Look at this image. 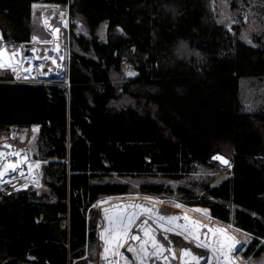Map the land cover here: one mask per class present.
I'll list each match as a JSON object with an SVG mask.
<instances>
[{
    "label": "trees",
    "instance_id": "obj_1",
    "mask_svg": "<svg viewBox=\"0 0 264 264\" xmlns=\"http://www.w3.org/2000/svg\"><path fill=\"white\" fill-rule=\"evenodd\" d=\"M42 1L69 7L68 80L12 82L0 72V139L38 124L37 155L54 198L33 186L0 189V264L29 255L70 264L96 236L98 198L170 192L153 172L194 177L179 197L250 232L247 254H260L264 102L249 108L242 93L264 79V45L243 41L236 23L217 22L210 0H0L3 39L29 41L32 3ZM217 152L230 158V175L196 174L198 166L224 169L211 159Z\"/></svg>",
    "mask_w": 264,
    "mask_h": 264
},
{
    "label": "rangeland",
    "instance_id": "obj_2",
    "mask_svg": "<svg viewBox=\"0 0 264 264\" xmlns=\"http://www.w3.org/2000/svg\"><path fill=\"white\" fill-rule=\"evenodd\" d=\"M213 12L217 22L220 24L230 27L232 24L236 23L239 26V36L240 38L250 45H264V0H210ZM32 20L35 24V31L31 35L38 38H49L50 32L46 29V24L48 20L58 25L62 30V41L64 43V70L61 74L56 76H51L49 78H41L29 74V80L36 82L39 80H57L66 82L67 78V68L69 59V44L67 39V32L69 29V7L67 4H51V5H32ZM47 17V20L44 19ZM66 17L65 21L64 18ZM106 28L107 21H102L96 28L97 36L104 40L106 38ZM30 39V40H31ZM29 40V41H30ZM19 43H14L13 47L18 46ZM0 72L4 75L17 74L15 71L10 69H5L0 66ZM129 65L125 66V74L127 76H133L135 74ZM24 74H28L24 72ZM19 75V74H18ZM243 96L245 98L246 104L249 108H255L262 105L264 102V79L256 80L251 79L246 83L245 88H243ZM246 105V106H247ZM38 133V124H32L28 127H12L9 135H4L0 139V144L6 141L17 145L18 147H23L26 152V162L25 166H22L19 171L10 172L5 176V179L1 181L0 179V189L3 191L10 190L14 187L24 188L25 185L33 186L45 194L46 199H53L54 195L46 186L42 176V164L45 162L37 155L36 149V138ZM230 153L228 149L225 151ZM217 162V161H216ZM218 163V162H217ZM219 164V163H218ZM29 165L34 166L33 173L29 174ZM222 170H211L203 166H198L196 174H214L216 176V182L220 181L224 177L230 175V168L228 166H222L219 164ZM227 167V168H226ZM28 171V172H27ZM194 173V174H195ZM119 179H132L130 175L121 176L119 174L115 175ZM191 177V175H188ZM152 177L155 180H161L164 186L170 190L169 193L161 195V197L153 196L140 191L116 194V195H106L98 198L92 206L99 211V217L97 219L96 226V236L92 240H87L83 245V254L79 258H73L70 260V264H93L94 262H100L101 264H119V259L116 257L118 252L121 250V240L125 236L117 237L118 232H122V227H118L120 218L116 216L114 212L111 213V218H109V224L106 222L107 215L106 211L99 205L101 203L109 202L112 199L125 197L130 194H138L139 196H144L150 201H156L157 205H160L165 209L181 210L182 208H188L192 212L212 218L210 209L203 205H191L183 201L179 196L181 192L178 191V186L187 185L191 186L193 178H164L159 172H153ZM195 181V180H194ZM137 185V182H133ZM196 186V185H195ZM194 189H198L194 187ZM193 206H198L197 208ZM114 215V216H113ZM116 216V217H115ZM224 222V221H222ZM116 223V224H115ZM226 223V222H225ZM234 227H237L231 222H227ZM109 226V227H108ZM62 228H64V222L62 221L58 226H56L58 234H60ZM237 233L240 237L241 244L237 247L236 254L240 257L243 264H264V250L260 254H247L249 244L252 240V234L240 227H237ZM107 229V231H105ZM102 235L104 238H102ZM264 242V239L261 240ZM120 243V244H118ZM107 249V251H105ZM117 250V251H116ZM117 252V253H116ZM103 253V254H102ZM106 253V255H105ZM114 255V256H113ZM111 256V257H109ZM113 256V257H112ZM104 257V258H103ZM106 257V258H105ZM109 259H108V258ZM116 257V258H114ZM29 260L33 257L28 256ZM113 259V260H112ZM29 260H23L17 264H36L30 262ZM105 260V261H104ZM119 260V261H117ZM102 261V262H101ZM125 261V258H124ZM223 262V261H222ZM214 264V263H213ZM223 264V263H221Z\"/></svg>",
    "mask_w": 264,
    "mask_h": 264
},
{
    "label": "bare ground",
    "instance_id": "obj_3",
    "mask_svg": "<svg viewBox=\"0 0 264 264\" xmlns=\"http://www.w3.org/2000/svg\"><path fill=\"white\" fill-rule=\"evenodd\" d=\"M39 4L56 3L44 1L32 3V5ZM44 19L47 20V17ZM65 19L66 17L64 21ZM46 29L50 32L49 38L33 36L30 41L20 43L11 51L16 60L7 64L8 59L0 57V65L18 74L27 72L43 78L61 74L64 70L65 58L62 30L49 20ZM26 160L23 147H18L10 141L1 143V181L10 172L19 171L25 166ZM8 165H15V168H9ZM28 168L29 174H32L34 166L29 165ZM99 205L106 211L107 224L114 211L125 224L130 215L135 217L127 235L121 240V250L116 256L120 260H117L119 264H243L236 254L237 247L241 244L238 228L215 217L208 218L185 207L181 210L165 209L157 205L156 201H150L135 193ZM136 205L141 207H135ZM144 208H150L152 211H143ZM132 237L138 238L132 239ZM185 252L191 255H185ZM106 262L104 264H108L109 261Z\"/></svg>",
    "mask_w": 264,
    "mask_h": 264
},
{
    "label": "water",
    "instance_id": "obj_4",
    "mask_svg": "<svg viewBox=\"0 0 264 264\" xmlns=\"http://www.w3.org/2000/svg\"><path fill=\"white\" fill-rule=\"evenodd\" d=\"M2 39H3V34L1 32V29H0V40H2ZM12 54L7 49V47L5 45H1L0 46V57H6V56L9 57V59L7 60V64H10V63H12L13 61L16 60L15 55L14 54L12 55ZM218 157L222 158V159H218ZM211 159L214 160V161H217L222 166H229L230 165V158L228 156H226L225 154H223V153L217 152V153H215V154H213L211 156ZM224 161H227V163H224ZM17 189H20V188L18 186L14 187V188L10 189L9 192L13 191V190H17Z\"/></svg>",
    "mask_w": 264,
    "mask_h": 264
},
{
    "label": "snow or ice",
    "instance_id": "obj_5",
    "mask_svg": "<svg viewBox=\"0 0 264 264\" xmlns=\"http://www.w3.org/2000/svg\"><path fill=\"white\" fill-rule=\"evenodd\" d=\"M0 66H2V65H0ZM218 159H222V158H219L218 157ZM224 163H227V161H224ZM7 167H9V168H15V165H8ZM135 207H141V206L136 205ZM143 211L150 212V211H152V209H150V208H144ZM134 219H135V217L132 216V215H130L128 217L127 224H125L124 221H123V219L121 218V220L119 221L118 227H122L123 231L122 232H118L117 233V237H119V236H126L127 235L128 230H129V226L134 222ZM161 219H164V218L161 217ZM169 219L171 220L172 218H169ZM145 223H147V222L145 221ZM168 230L171 231V229H168ZM105 231H107V229ZM146 234H147V232H146ZM102 238H104L103 235H102ZM137 238L138 237H132V239H137ZM153 243H155V242L153 241ZM131 250L132 249H129V251H131ZM105 251H107V249ZM185 255H191V253L185 252ZM194 259H195V257H194Z\"/></svg>",
    "mask_w": 264,
    "mask_h": 264
},
{
    "label": "built area",
    "instance_id": "obj_6",
    "mask_svg": "<svg viewBox=\"0 0 264 264\" xmlns=\"http://www.w3.org/2000/svg\"><path fill=\"white\" fill-rule=\"evenodd\" d=\"M25 42H28V41H25ZM20 43H22V42H19V44ZM13 44L14 43H11V42H9V41H6V40H4V39H2V40H0V46L1 45H5L6 47H7V49L11 52L12 51V49H13ZM5 59H9V57L8 56H6V57H4ZM29 74H24V73H20L19 75H18V73L17 74H12V79H11V81L12 82H32L31 80H29ZM42 79H43V77H41ZM47 78H49V77H47ZM43 81H45V80H39V81H36V82H43ZM67 86H68V82H67V84H66V88H67ZM26 186L27 185H25L24 186V188H26Z\"/></svg>",
    "mask_w": 264,
    "mask_h": 264
}]
</instances>
